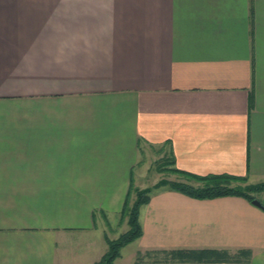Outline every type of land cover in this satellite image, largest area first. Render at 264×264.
<instances>
[{"label": "crops", "instance_id": "1", "mask_svg": "<svg viewBox=\"0 0 264 264\" xmlns=\"http://www.w3.org/2000/svg\"><path fill=\"white\" fill-rule=\"evenodd\" d=\"M160 146L264 180V0H0V264H95ZM256 197L154 192L112 264L129 246L264 264Z\"/></svg>", "mask_w": 264, "mask_h": 264}, {"label": "trees", "instance_id": "2", "mask_svg": "<svg viewBox=\"0 0 264 264\" xmlns=\"http://www.w3.org/2000/svg\"><path fill=\"white\" fill-rule=\"evenodd\" d=\"M172 156V153H171ZM170 171L182 176L185 180H162L155 187L164 186L196 199H213L224 196H239L251 202L256 194L264 191V180L258 183H247L246 178L228 174L196 175L182 171L173 165ZM130 186L120 217H127L128 230L115 240L105 236L107 250L95 264H112L120 256L121 249L142 235L139 211L142 205L149 202L151 188L136 190V199L130 205ZM251 256L249 249H238L230 252L225 249H154L138 251L134 264H139L145 257L153 259L154 264H248Z\"/></svg>", "mask_w": 264, "mask_h": 264}, {"label": "rangeland", "instance_id": "3", "mask_svg": "<svg viewBox=\"0 0 264 264\" xmlns=\"http://www.w3.org/2000/svg\"><path fill=\"white\" fill-rule=\"evenodd\" d=\"M171 152L168 148V146H160V147H151L150 149H147L144 151V154L142 156V161L145 167L148 168L147 171L143 173V181L138 186L132 185V192L130 195V205L133 203V201L136 199V190H143L146 188H151V193L160 191L166 187L164 186H158L155 187L157 183H159L162 180H178V181H184L185 179L174 173L173 171H170L171 167ZM248 183V181L246 180ZM115 224V223H114ZM129 226L127 223V217H123L119 219V222L116 226L113 228H110L109 230V237L110 240H115L118 237H120L121 234L126 232L128 230ZM114 232V235L112 233ZM134 246H129L125 248L122 251V258L117 259L115 264H134L129 263L131 259V250ZM107 250V248H106ZM139 264H154L153 259L150 257H145Z\"/></svg>", "mask_w": 264, "mask_h": 264}, {"label": "water", "instance_id": "4", "mask_svg": "<svg viewBox=\"0 0 264 264\" xmlns=\"http://www.w3.org/2000/svg\"><path fill=\"white\" fill-rule=\"evenodd\" d=\"M250 203L257 207L263 208L262 204L260 203L258 199H253Z\"/></svg>", "mask_w": 264, "mask_h": 264}]
</instances>
